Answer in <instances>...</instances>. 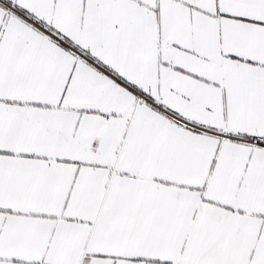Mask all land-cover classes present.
Returning <instances> with one entry per match:
<instances>
[{
	"label": "snow or ice",
	"instance_id": "obj_1",
	"mask_svg": "<svg viewBox=\"0 0 264 264\" xmlns=\"http://www.w3.org/2000/svg\"><path fill=\"white\" fill-rule=\"evenodd\" d=\"M0 264H264V0H0Z\"/></svg>",
	"mask_w": 264,
	"mask_h": 264
}]
</instances>
